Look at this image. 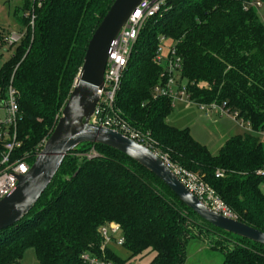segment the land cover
<instances>
[{
  "label": "trees",
  "instance_id": "1",
  "mask_svg": "<svg viewBox=\"0 0 264 264\" xmlns=\"http://www.w3.org/2000/svg\"><path fill=\"white\" fill-rule=\"evenodd\" d=\"M264 0H166L146 20L131 49L116 104L134 127L148 131L154 150L172 168L197 173L235 217L264 232V23L253 2ZM113 0H24L21 39L0 69L2 96L12 77L19 92L21 151L34 160L52 132L73 88L88 41ZM170 38L182 58L181 77L190 101L219 104L238 113L251 131L226 139L217 154L188 127L169 124L167 96L153 97L159 37ZM0 43H7L0 33ZM8 44V43H7ZM93 147L96 155L86 154ZM221 176H216L217 172ZM118 223L123 246L148 264H183L191 237L223 252L221 264H264V244L201 219L156 175L109 146L82 143L64 158L35 206L0 230V264H19L33 247L39 264H86L81 254L101 256L100 227ZM105 257L122 260L109 246Z\"/></svg>",
  "mask_w": 264,
  "mask_h": 264
},
{
  "label": "water",
  "instance_id": "2",
  "mask_svg": "<svg viewBox=\"0 0 264 264\" xmlns=\"http://www.w3.org/2000/svg\"><path fill=\"white\" fill-rule=\"evenodd\" d=\"M140 0H113L93 31L72 90L57 122L29 170L0 199V230L13 226L35 206L51 183L66 155L82 143H97L129 156L156 175L175 195L209 224L264 244V232L225 216L206 205L180 180L163 157L121 132L91 121L103 85L107 55L112 43Z\"/></svg>",
  "mask_w": 264,
  "mask_h": 264
},
{
  "label": "built area",
  "instance_id": "3",
  "mask_svg": "<svg viewBox=\"0 0 264 264\" xmlns=\"http://www.w3.org/2000/svg\"><path fill=\"white\" fill-rule=\"evenodd\" d=\"M165 2L166 0H140L135 10L125 21L107 55L103 85L98 89L99 98L91 118L93 123L113 128L129 138L149 147L159 156L161 155L154 150V140L150 133L132 126L122 116L116 104V97L120 89L121 79L131 49L141 28L147 19L161 10ZM252 5L257 9L263 7L260 1H255ZM26 14L29 16L30 26H34L33 9ZM261 19L264 23V15ZM21 37L22 33L18 31L17 34H11L8 37L7 43H16ZM165 39L166 37L163 35L159 37V43L153 56L154 62L160 68L158 73L159 80L153 87V97L167 96L172 100V103L175 98L190 101L186 81L181 77L182 58L177 54L173 43L168 46L165 52L163 43ZM12 77L13 76L10 77L2 99V107L5 112L4 118L0 120V199L15 187L18 182V177L25 174L34 161L30 160V153L20 150L21 142L17 134V125L20 118V94L12 83ZM198 106L202 110L209 111L213 109L221 114L231 116L240 125H249L246 121L239 118L236 111H232L228 107L216 103L209 105L199 104ZM208 113L209 112H206V115H208ZM256 133L262 139L264 138V130L257 131ZM94 155L95 154L91 153L87 156L91 157ZM164 160L167 162L165 158ZM172 169L187 188L206 205L225 216L236 218L224 200L211 186L203 182L197 176V173L183 168ZM221 175L222 173L219 171L216 173V176ZM100 234L102 236V241L105 242H103L104 244L102 243L103 245L101 247L102 255L99 256L85 251L81 254V258L86 264H116L103 255V249L107 245L106 243L109 242H115L119 245L123 244L124 238L121 235L120 225L114 222L103 225L100 227Z\"/></svg>",
  "mask_w": 264,
  "mask_h": 264
},
{
  "label": "rangeland",
  "instance_id": "4",
  "mask_svg": "<svg viewBox=\"0 0 264 264\" xmlns=\"http://www.w3.org/2000/svg\"><path fill=\"white\" fill-rule=\"evenodd\" d=\"M23 4L24 0H0V33L3 39L6 38L7 40L11 34H17L20 30L19 28L22 27L20 19L27 13V10L22 8ZM30 11H32V9ZM263 15L264 8L262 7L260 8V19ZM30 27L33 28V26ZM163 43L166 52L168 46L172 43L171 39L167 37ZM14 49L15 45L10 46L7 43H0V69L10 59ZM2 99L3 96L0 92V120L4 118L5 112L2 107ZM173 103L174 106L166 118V121L179 128L191 127L195 131L198 140L208 145L212 154H217L219 152V148L224 144L227 138L237 134H244L248 132L250 128L249 125H240L237 121H234L231 116L221 114L216 110H201V108L192 101L188 102V105L191 107L189 110L185 108L186 103L176 98L173 99ZM206 112H209L208 115H206ZM231 124H238L241 127L237 125L238 129L235 130L236 132L229 130V132L226 133L225 131L230 128ZM262 140L264 141V138ZM91 153L96 155V151L93 147L89 149L86 155ZM260 188L264 193V183L260 184ZM103 242L104 241L101 242V247L105 243ZM106 244V246L111 247V249L124 260L122 264H148L154 256V252L148 250L128 260L130 252L123 246L115 242ZM185 252L186 258L183 264H221L224 258V254L221 250L214 249L204 239L195 237H191L187 240ZM19 264H39L33 247L25 249Z\"/></svg>",
  "mask_w": 264,
  "mask_h": 264
},
{
  "label": "crops",
  "instance_id": "5",
  "mask_svg": "<svg viewBox=\"0 0 264 264\" xmlns=\"http://www.w3.org/2000/svg\"><path fill=\"white\" fill-rule=\"evenodd\" d=\"M20 29V28H19ZM18 29V30H19ZM177 100H179V101H181V102H184V103H186L185 104V108L187 109V110H189V109H191V107L188 105V100H184V99H177ZM173 106H174V103H173ZM187 110H185V111H187ZM202 110V109H201ZM235 121V120H234ZM235 123V122H234ZM171 125H174V124H172V123H170ZM238 125V124H237ZM236 124H231L230 125V128L227 130V131H225L226 133H228L229 132V130L230 131H232V132H236L235 130H237L238 129V126H237ZM174 126H176V125H174ZM177 127V126H176ZM239 127H241V126H239ZM188 128H190V132H191V134H192V136L196 139L197 138V140H198V137L196 136V133H195V131L191 128V127H188ZM249 128V127H248ZM251 131V129L249 128V130H248V132H250ZM199 141V140H198ZM203 144H205V143H203ZM206 145V144H205ZM207 147H208V145H206ZM208 149H209V147H208ZM210 150V149H209Z\"/></svg>",
  "mask_w": 264,
  "mask_h": 264
}]
</instances>
